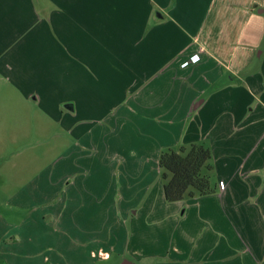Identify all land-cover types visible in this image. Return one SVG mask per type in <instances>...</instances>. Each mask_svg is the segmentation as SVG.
Returning a JSON list of instances; mask_svg holds the SVG:
<instances>
[{
    "label": "crops",
    "instance_id": "0c3cea01",
    "mask_svg": "<svg viewBox=\"0 0 264 264\" xmlns=\"http://www.w3.org/2000/svg\"><path fill=\"white\" fill-rule=\"evenodd\" d=\"M32 132L52 159L8 197L44 208L4 204L2 251L264 264V0H0V135ZM191 144L215 192L167 202L159 156Z\"/></svg>",
    "mask_w": 264,
    "mask_h": 264
},
{
    "label": "rangeland",
    "instance_id": "374dc122",
    "mask_svg": "<svg viewBox=\"0 0 264 264\" xmlns=\"http://www.w3.org/2000/svg\"><path fill=\"white\" fill-rule=\"evenodd\" d=\"M94 121L99 124L105 123L104 120L99 119ZM51 141L52 136L50 134L39 135L36 132L30 133L29 136H27L23 141H19L17 144L12 143L9 136L0 135V179L5 181V188L2 192L0 191V214H3L5 217L8 216V211L5 209L4 205L6 203L21 205L18 207L12 206V209L17 208V211L13 213V219L15 221H18L23 217H27L34 210L40 211L44 208V206L41 205L43 201L40 199L10 200V197L8 196H10L17 187H20L19 185H23V182L13 181L14 176L19 175L20 177H26L27 175H32V173L38 174L47 165V163H49L52 157H46L45 154L41 153V150H45V147H47ZM25 147L29 148L25 149L26 151L21 153L19 157L14 155L16 150L23 149ZM33 152L37 155V158L35 159L34 164L30 162V165H27L30 172L27 170L24 171L23 163L27 161L26 156L28 154L31 155ZM18 162L20 163V169L15 166ZM8 240H10V238ZM40 243L41 245H44V239L42 236L40 238ZM34 247L28 248L27 246H19L15 244L12 247L7 246L4 251L0 249V264H43L44 262H42V259L49 256L50 252L46 248L39 246H36V248ZM8 255L10 258L7 257ZM100 256L103 257L104 255L100 253ZM36 257H40V260ZM77 257L78 255L71 257L66 254L62 264H74L72 259ZM91 264H117V262H113V259L108 261L91 259Z\"/></svg>",
    "mask_w": 264,
    "mask_h": 264
},
{
    "label": "trees",
    "instance_id": "16d2710c",
    "mask_svg": "<svg viewBox=\"0 0 264 264\" xmlns=\"http://www.w3.org/2000/svg\"><path fill=\"white\" fill-rule=\"evenodd\" d=\"M210 159V149L202 144L162 151L158 165L162 171L165 200L175 202L215 192Z\"/></svg>",
    "mask_w": 264,
    "mask_h": 264
},
{
    "label": "clouds",
    "instance_id": "9594fccd",
    "mask_svg": "<svg viewBox=\"0 0 264 264\" xmlns=\"http://www.w3.org/2000/svg\"><path fill=\"white\" fill-rule=\"evenodd\" d=\"M105 259H107L108 257L105 255V257H104Z\"/></svg>",
    "mask_w": 264,
    "mask_h": 264
}]
</instances>
